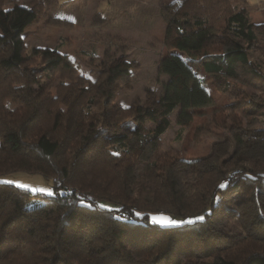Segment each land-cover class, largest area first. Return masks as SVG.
<instances>
[{"label":"trees","instance_id":"obj_1","mask_svg":"<svg viewBox=\"0 0 264 264\" xmlns=\"http://www.w3.org/2000/svg\"><path fill=\"white\" fill-rule=\"evenodd\" d=\"M6 1L0 0V10ZM12 1L0 38V175L38 173L52 179L55 192L47 196L0 181V264H185L197 256L195 242L201 243L203 264H264V154L249 166L233 160L221 172L208 170L183 194L174 168L178 157L159 146L174 109L181 130L192 121L191 109L211 104L206 84L236 94L233 109L256 110L245 85L264 91V74L249 52L252 46L264 51V24L235 10L230 0L161 4L167 53L157 71L167 78L156 99L123 106L112 102L110 89L121 69L104 65L95 77L82 76L78 64L56 50L43 69L66 72L57 93L49 94L44 82L32 91L23 32L40 6L38 0ZM48 18L65 25L61 17ZM215 45L220 49L210 50ZM67 93L77 95L70 113L58 105ZM134 135L137 143L130 147ZM152 140L155 147L141 160ZM135 171L154 186L138 188L134 197L123 187L132 184ZM227 192L236 193L230 205L223 201ZM216 213L230 229L222 233L224 243H217L212 225ZM155 214L205 219L161 226L151 221Z\"/></svg>","mask_w":264,"mask_h":264},{"label":"rangeland","instance_id":"obj_2","mask_svg":"<svg viewBox=\"0 0 264 264\" xmlns=\"http://www.w3.org/2000/svg\"><path fill=\"white\" fill-rule=\"evenodd\" d=\"M17 1L25 5L28 0ZM173 1L176 0H38L40 12L23 32V52L26 56L23 65L29 87L36 91L37 83L44 82L49 85V94L57 93L55 86L66 72L43 69L46 58L56 50L78 64V73L82 76L95 77L104 65L121 69V75L110 85L112 102L116 104L128 106L156 99L161 93L162 82L167 78L157 71L159 58L167 53L163 43L165 22L158 8ZM230 2L235 10L247 11L254 23L264 24V0ZM13 5L12 0L1 5L0 38L4 37L1 27ZM47 15L61 17L65 25L51 24ZM220 47L215 45L210 50L218 51ZM249 52L250 59L264 74V51L252 46ZM199 74L204 76L202 71ZM206 88L212 98L211 104L191 109L192 121L181 130L176 123L178 108L174 109L169 114L168 127L160 134V149L172 151L169 154L174 153L178 157L174 168L183 194L187 193L194 178L206 175L208 170L215 168L221 172L230 167L233 160H241L240 163L249 166L252 165L250 160L260 159L264 154V91L245 85L258 105L256 110H248L242 109L243 106L234 109L229 106L236 100V94H227L209 84ZM75 97L77 95L65 94L58 102L60 110L66 109L70 113V100ZM80 106L85 108L84 100ZM96 109L95 105L86 110L92 114ZM147 125L153 127L151 121H147ZM117 128L122 130L123 126ZM127 143L133 147L137 137L134 135ZM154 147L155 141L152 140L139 155L140 159L147 158ZM133 176L132 184H124L123 189L134 197L138 195V188L148 189L153 184L136 171ZM0 181L55 192L52 179L38 173L15 170L1 174ZM235 195L234 192H227L223 196L225 204L230 205ZM212 225L219 234L217 243L226 242L227 237L222 233L230 230L227 220L216 213ZM200 245V242L194 243L197 256L183 259L185 264H203Z\"/></svg>","mask_w":264,"mask_h":264},{"label":"snow or ice","instance_id":"obj_3","mask_svg":"<svg viewBox=\"0 0 264 264\" xmlns=\"http://www.w3.org/2000/svg\"><path fill=\"white\" fill-rule=\"evenodd\" d=\"M19 187L24 188V189H28L29 185L21 184V185H19ZM220 187L223 188L225 186L223 184H221ZM30 190H31V192H34V193H44L47 196L54 195V193L50 189H47V188L33 187ZM81 203H83V201H81ZM101 207H105V206L102 205ZM136 215L139 216L140 213L137 212ZM204 219L205 218L203 216H196V217L191 218L187 221H183V220L177 221L175 219H172V218H170L168 216H164V215H153L151 217V221L153 223L159 224L161 226H172V225H178L181 223L194 224L196 221H203Z\"/></svg>","mask_w":264,"mask_h":264}]
</instances>
